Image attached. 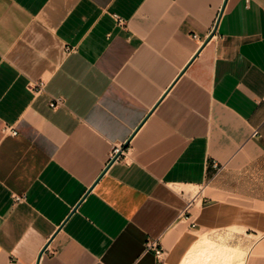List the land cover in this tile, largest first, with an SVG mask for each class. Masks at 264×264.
I'll list each match as a JSON object with an SVG mask.
<instances>
[{
	"label": "crops",
	"instance_id": "crops-1",
	"mask_svg": "<svg viewBox=\"0 0 264 264\" xmlns=\"http://www.w3.org/2000/svg\"><path fill=\"white\" fill-rule=\"evenodd\" d=\"M263 95L264 0H0V264H264Z\"/></svg>",
	"mask_w": 264,
	"mask_h": 264
},
{
	"label": "built area",
	"instance_id": "built-area-1",
	"mask_svg": "<svg viewBox=\"0 0 264 264\" xmlns=\"http://www.w3.org/2000/svg\"><path fill=\"white\" fill-rule=\"evenodd\" d=\"M117 24L119 26H124L126 24V19L118 14H114ZM196 36V35H194ZM69 49V48H68ZM71 49H69L70 51ZM46 86H47V81L43 78L38 79L34 82H32L31 84V89L32 91L36 94V93H42L46 90ZM263 101H264V95L262 97ZM64 104V97L62 96H57V97H52L51 101H50V106L53 108H56L58 106H61ZM5 132H10L13 135L18 134V131L16 129H14L13 126L11 125H5ZM126 152V147L122 144H115L113 145V148L109 154V160L113 161L116 160L118 158H120L121 156H123ZM201 191L196 190L194 193H192L190 199L188 200L187 203V207L185 210H188V208L191 207V205H193V203L200 197ZM26 196L25 195H15V201L16 202H21L23 200H25ZM188 218H191V216H188ZM195 223L193 222L192 225H194ZM148 248L154 249L157 256H161L163 253V248L159 245V242L157 239H151L148 241L147 243Z\"/></svg>",
	"mask_w": 264,
	"mask_h": 264
},
{
	"label": "rangeland",
	"instance_id": "rangeland-1",
	"mask_svg": "<svg viewBox=\"0 0 264 264\" xmlns=\"http://www.w3.org/2000/svg\"><path fill=\"white\" fill-rule=\"evenodd\" d=\"M189 189V188H188ZM196 191V190H195ZM195 191H193V193L195 192ZM206 252L208 251V249L207 250H205ZM226 251V250H225ZM230 254H231V259H225L224 258V260H223V262H221V259H218V258H214V259H212V260H207L208 261V264H241L242 263V261H243V259H242V254H237V252L236 251H230L229 252ZM238 256V257H237ZM211 257H214L213 255H210L209 256V258H211ZM236 257V258H235ZM200 262L198 263V264H200V263H204L205 264V262H206V260L204 261V260H202V259H200L199 260ZM193 264V263H192Z\"/></svg>",
	"mask_w": 264,
	"mask_h": 264
},
{
	"label": "bare ground",
	"instance_id": "bare-ground-1",
	"mask_svg": "<svg viewBox=\"0 0 264 264\" xmlns=\"http://www.w3.org/2000/svg\"><path fill=\"white\" fill-rule=\"evenodd\" d=\"M226 258H227V257H226ZM230 258H231V257H230ZM230 258H228V260H229ZM242 263H243V262H242ZM242 263H241V264H242Z\"/></svg>",
	"mask_w": 264,
	"mask_h": 264
}]
</instances>
